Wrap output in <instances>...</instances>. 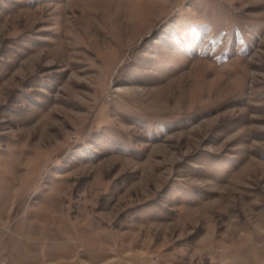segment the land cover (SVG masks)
Wrapping results in <instances>:
<instances>
[{
  "label": "rangeland",
  "instance_id": "1",
  "mask_svg": "<svg viewBox=\"0 0 264 264\" xmlns=\"http://www.w3.org/2000/svg\"><path fill=\"white\" fill-rule=\"evenodd\" d=\"M0 264H264V0H0Z\"/></svg>",
  "mask_w": 264,
  "mask_h": 264
}]
</instances>
